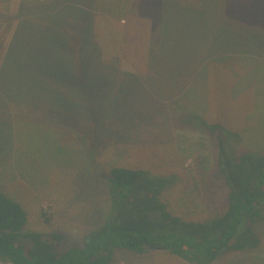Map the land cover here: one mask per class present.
Masks as SVG:
<instances>
[{
	"label": "rangeland",
	"instance_id": "1",
	"mask_svg": "<svg viewBox=\"0 0 264 264\" xmlns=\"http://www.w3.org/2000/svg\"><path fill=\"white\" fill-rule=\"evenodd\" d=\"M49 1L0 0V67L14 42L45 54L50 43L40 30L16 32L21 22H35V2ZM90 1L82 6L94 15L91 36L104 66L97 61L87 73L82 32L69 27L75 60L63 64L79 74L62 75L49 56L41 73L16 65L0 72V190L26 210L28 231L63 235L56 242L64 247L80 246L102 223L113 167L174 178L161 201L183 222L222 216L228 189L217 147L184 114L220 124L229 157L264 152V0H231L230 9L222 0H142L151 18L138 17L133 0H101L108 3L99 11ZM171 1L198 15L193 22L180 10L167 15L163 5ZM159 21L182 30L168 38L167 53L156 36ZM253 230L259 249L229 251L213 264H264V221ZM113 264L191 263L165 251L117 249Z\"/></svg>",
	"mask_w": 264,
	"mask_h": 264
},
{
	"label": "trees",
	"instance_id": "2",
	"mask_svg": "<svg viewBox=\"0 0 264 264\" xmlns=\"http://www.w3.org/2000/svg\"><path fill=\"white\" fill-rule=\"evenodd\" d=\"M141 1L133 0L137 16L151 18L140 7ZM230 1L222 0L221 5L230 9L234 4ZM85 2H35L36 5L29 8L35 22H21L16 36L18 33L21 36V31L40 30L42 38L47 39L50 45L44 46L45 54L41 51V58L32 51V46L29 48L28 44L12 43L0 72L4 68L10 71L16 65V71L20 70L23 74L41 73L44 67L42 61L49 56L55 60L52 65L62 69V75L79 74L78 70H68L64 66L66 61L75 60L72 35L67 31L69 27L82 32L80 65L87 73L94 71L90 65L99 62L91 36L94 15L82 6ZM89 3L94 10L99 11L98 7L101 9L108 2L91 0ZM214 3L217 2L214 0ZM163 6L167 8V11L164 10L167 15L183 11L185 16L181 18H187L189 22H193L191 18L198 15L192 12L191 6L176 1ZM113 7L112 3L111 11H114ZM161 25L159 21L154 27H157L159 41L162 38L164 42L161 50L167 53L170 45L173 47V41H168V38L180 34L182 30L170 22V31L167 24H164L166 27ZM153 49L161 51L157 46ZM184 121L194 130L211 136L217 147L218 174L228 189V207L222 216L205 222H183L173 216L161 201L162 191L175 181L174 178L154 176L142 169L113 167L107 173L110 207L103 212L102 223L86 233L82 244L76 247H64L65 244L56 242L64 238L63 235L56 233L47 236L28 231L26 210L0 190V261L6 264H113L115 251L126 249L137 254L151 250L165 251L191 264H213L229 251L259 249L260 239L253 228L264 221V152H242L239 156L229 157L223 138L224 128L220 124L208 123L192 112L184 114Z\"/></svg>",
	"mask_w": 264,
	"mask_h": 264
}]
</instances>
